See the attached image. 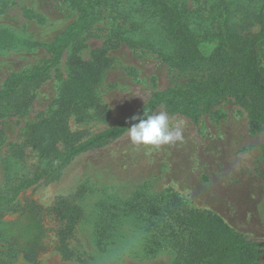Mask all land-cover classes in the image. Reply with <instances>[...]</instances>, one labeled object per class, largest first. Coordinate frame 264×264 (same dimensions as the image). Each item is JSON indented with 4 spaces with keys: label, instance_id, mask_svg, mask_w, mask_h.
I'll use <instances>...</instances> for the list:
<instances>
[{
    "label": "trees",
    "instance_id": "trees-1",
    "mask_svg": "<svg viewBox=\"0 0 264 264\" xmlns=\"http://www.w3.org/2000/svg\"><path fill=\"white\" fill-rule=\"evenodd\" d=\"M5 2L0 0V8H4ZM69 3L76 18L50 41H39L0 27V52L20 46H43L50 52V57L40 65L12 73L0 86V104L5 102L17 111L29 106L33 97L29 88L36 87L59 62L64 50L104 14L112 19L109 44L143 47L173 69L203 74L190 77L182 87L153 92L136 113L84 135V131H72L67 119L73 115L80 120L89 114L104 118L105 108L93 91L101 67L95 60L72 57L57 104L29 123L20 144L5 153L0 148V243L6 244L0 245V253L8 256L23 252L26 258H32L34 249L45 246L47 237L42 206L31 199L20 202V193L56 177L75 155L122 135L137 122L131 120L133 116L151 115L163 104L168 112L183 113L196 120L221 100L232 98L247 111L250 128L264 130L261 57L264 0H70ZM253 26L256 30L251 32ZM202 42L210 46L208 53L202 51ZM22 145L35 155L34 164H29L25 153L18 150ZM90 194L92 191L87 196ZM87 196L78 190L73 202L62 197L49 208L56 220L63 223L56 230L62 258L83 259L82 253L74 251L70 243L76 230L82 227L89 230L88 238L99 251L132 237L146 255L170 248L174 264H254L258 258V242L230 227L219 215L194 207L169 189L146 195L139 188L132 196L118 200L100 193L85 204ZM11 212L18 213L17 217L3 218Z\"/></svg>",
    "mask_w": 264,
    "mask_h": 264
},
{
    "label": "rangeland",
    "instance_id": "rangeland-1",
    "mask_svg": "<svg viewBox=\"0 0 264 264\" xmlns=\"http://www.w3.org/2000/svg\"><path fill=\"white\" fill-rule=\"evenodd\" d=\"M69 2L6 0L4 8H0V27L39 41H50L76 18ZM111 25L112 19L104 14L87 33L68 46L38 86L29 88L33 97L25 109L11 110L5 102L0 104L1 151L7 152L11 146L20 144L29 123L57 104L72 57L95 60L101 67L93 91L105 108L104 118L89 114L80 120L73 115L67 119L72 131H84V135L136 113L153 92L182 87L190 77L203 74V71L197 74L173 69L143 47L109 44ZM255 30L256 26L250 28L251 32ZM20 47L0 52V86L12 73L29 70L50 57L46 47ZM201 49L208 53L211 48L202 42ZM261 57L264 63V47ZM158 112L167 114L170 126L180 125L181 141L149 151L132 145L127 130L115 139L75 155L56 177L23 190L18 198L20 202L35 200L43 208L47 227L45 246L35 248L32 258H26L23 252L14 256L0 253V264H174L170 248L146 255L132 237L99 251L88 238L86 227L78 228L70 242L74 251L82 253L81 261L62 258L58 250L56 230L63 223L50 210L58 199L65 197L73 202L76 192L81 190L86 196L92 191L85 204L100 193L118 200L132 196L139 188L146 195L169 189L194 207L219 215L230 227L258 242L260 252L254 264H264V130H252L247 111L232 98L221 100L196 120L183 113L168 112L163 104L152 114ZM18 150L25 153L29 164H34L36 158L28 146L22 145ZM17 215L11 212L3 218L11 220Z\"/></svg>",
    "mask_w": 264,
    "mask_h": 264
},
{
    "label": "clouds",
    "instance_id": "clouds-1",
    "mask_svg": "<svg viewBox=\"0 0 264 264\" xmlns=\"http://www.w3.org/2000/svg\"><path fill=\"white\" fill-rule=\"evenodd\" d=\"M137 121L128 127L127 135L134 146H143L147 150L157 148L181 141L183 138L180 125L170 126L166 113L158 112L149 115L142 113V116L131 117Z\"/></svg>",
    "mask_w": 264,
    "mask_h": 264
}]
</instances>
